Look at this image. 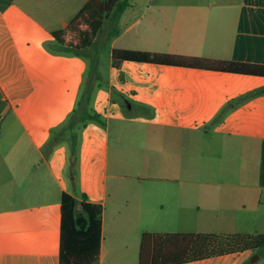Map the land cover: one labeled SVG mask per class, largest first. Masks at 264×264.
Instances as JSON below:
<instances>
[{
    "label": "crops",
    "instance_id": "0c3cea01",
    "mask_svg": "<svg viewBox=\"0 0 264 264\" xmlns=\"http://www.w3.org/2000/svg\"><path fill=\"white\" fill-rule=\"evenodd\" d=\"M87 1L0 0V264H61L64 193L103 207L96 264H139L144 232L264 234V76L113 66L115 49L264 65V0H131L78 52L54 33ZM122 101L139 115L124 118ZM78 109L105 113L104 139L99 122L66 129ZM112 119L121 148L109 174ZM127 126L146 130L138 157L149 177L119 169ZM70 156L93 160L90 171L102 156L100 190L85 177L70 183ZM256 254L187 264H264Z\"/></svg>",
    "mask_w": 264,
    "mask_h": 264
},
{
    "label": "trees",
    "instance_id": "16d2710c",
    "mask_svg": "<svg viewBox=\"0 0 264 264\" xmlns=\"http://www.w3.org/2000/svg\"><path fill=\"white\" fill-rule=\"evenodd\" d=\"M130 5V0H88L84 8L69 23L65 30L54 33L55 39L64 44L67 33L78 36L71 47L80 52L90 48L103 27L105 20L120 16ZM85 27V28H84ZM123 61L152 63L171 66L200 68L213 71L264 76V65L244 64L233 61L213 60L151 52L113 50V66L119 68ZM90 91H86L80 107L89 105ZM76 115V116H75ZM102 122L101 116L88 109L74 114L66 129L81 122ZM63 129L60 136H63ZM76 142L72 143L75 149ZM80 207V211L78 210ZM61 264H96L102 239L103 207L82 203L64 193L61 202ZM254 251L264 257V234H207V233H152L144 232L141 237L139 264H187L214 257Z\"/></svg>",
    "mask_w": 264,
    "mask_h": 264
},
{
    "label": "rangeland",
    "instance_id": "374dc122",
    "mask_svg": "<svg viewBox=\"0 0 264 264\" xmlns=\"http://www.w3.org/2000/svg\"><path fill=\"white\" fill-rule=\"evenodd\" d=\"M250 3H254L253 0H248ZM131 3V0H130ZM85 28V27H84ZM68 36V42L72 44H76L78 41V36L73 33H67ZM123 102V101H122ZM131 102V101H130ZM132 103V102H131ZM130 104V103H129ZM133 104V103H132ZM123 108H118L119 112L123 113L124 118H131L136 117L139 115L137 105L133 104V109L128 110L127 103L123 102ZM131 106V104H130ZM113 115H116V109H112ZM145 115L141 113L139 117H144ZM152 116V114H151ZM150 117V116H148ZM102 122L97 123V125L102 129L103 135L102 138L104 139V132L106 130V115L105 113L101 116ZM120 119H118L119 121ZM108 125V163H109V174H112L115 172L116 168L118 167V160L116 156L119 155V147L118 146V140H119V133L118 129L120 128L118 123L115 119L110 120ZM130 126H127L124 128L125 138L127 137L129 141H122V144L124 148H122V155L121 156H127L126 159L123 160V167H119V169L122 171V174L126 176H138L139 177H149V169H146L144 165H142V158L138 156H144L146 150V144H145V132L146 130H134L130 129ZM104 149V148H103ZM104 156V155H103ZM133 156V157H132ZM136 156V157H134ZM77 159V160H76ZM70 166H69V173H68V179L70 180V183L75 184V178L78 177V185L77 188H79L80 181L83 177L86 179L88 178L89 181H95V188L97 190H100L103 186V166H102V156L98 157L97 165L94 163V167L90 171V163H93V160L91 162H88L87 160H84L82 162L81 156H70ZM93 173V174H92ZM92 174V178L91 177ZM84 175V176H83ZM126 184H138V181L136 179H127L125 181ZM112 185V179H108V187L110 189ZM108 216V213H107ZM254 257V256H253ZM253 257L251 259H253Z\"/></svg>",
    "mask_w": 264,
    "mask_h": 264
},
{
    "label": "water",
    "instance_id": "95a60500",
    "mask_svg": "<svg viewBox=\"0 0 264 264\" xmlns=\"http://www.w3.org/2000/svg\"><path fill=\"white\" fill-rule=\"evenodd\" d=\"M127 107L130 108V104L129 103H127ZM259 259H260V256L258 254H256L254 256V258L252 259V261L259 260Z\"/></svg>",
    "mask_w": 264,
    "mask_h": 264
}]
</instances>
